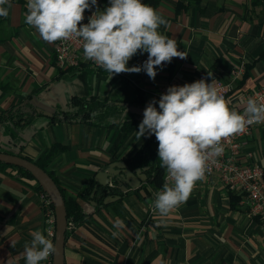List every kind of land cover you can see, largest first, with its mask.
I'll return each instance as SVG.
<instances>
[{"label": "crops", "instance_id": "0c3cea01", "mask_svg": "<svg viewBox=\"0 0 264 264\" xmlns=\"http://www.w3.org/2000/svg\"><path fill=\"white\" fill-rule=\"evenodd\" d=\"M101 1L103 11L109 0ZM10 3L8 16L0 17V116L18 107L39 115L24 127L0 123V151L38 162L53 146L64 147L47 169L89 216L83 224H70L65 264H264L261 218L251 216L243 196L224 189L217 175L197 181L188 200L167 217L152 207L162 188L147 182L110 205L83 198L97 173L135 157L146 142L147 135L137 139L139 127L127 131L123 123L131 116L141 123L156 88L171 77L193 82L204 72L227 83L242 67L230 107L239 104V93L264 89V0H159L155 9L167 25L158 31L175 39L187 58L157 68L154 80L144 71L111 77L87 62L61 70L56 42H45L25 23L27 0ZM147 55L138 53L127 66L142 65ZM139 93L143 101L137 104ZM76 97L118 104L120 121L114 126L53 122L50 116ZM239 162L264 170V126L244 140ZM17 177L0 166V264H26L20 254L32 239L30 231L46 236L42 193L36 181ZM117 217L125 229L113 227ZM116 231L120 234L113 237Z\"/></svg>", "mask_w": 264, "mask_h": 264}, {"label": "clouds", "instance_id": "9594fccd", "mask_svg": "<svg viewBox=\"0 0 264 264\" xmlns=\"http://www.w3.org/2000/svg\"><path fill=\"white\" fill-rule=\"evenodd\" d=\"M96 5L97 0H27L25 23L45 42L81 39L84 58L111 77L144 71L154 80L157 68L173 58H187L175 39L158 31L167 25L164 17L142 0H109V6L93 12L88 23L82 24L85 11ZM11 7L10 0H0V17H7ZM138 53H147V60L128 67ZM156 103L147 104L136 136L155 135L158 142V157L166 176L152 207L160 217H167L188 200L196 182L205 178L208 161L224 151L223 140L264 123V103L249 98L239 113L230 108L213 82L204 79L171 86L160 96L159 110ZM113 227L123 230L126 225L117 217ZM119 234L112 233L113 237ZM30 235L31 241L20 254L26 264H41L57 253L56 245L42 231H30Z\"/></svg>", "mask_w": 264, "mask_h": 264}, {"label": "built area", "instance_id": "2783aa9c", "mask_svg": "<svg viewBox=\"0 0 264 264\" xmlns=\"http://www.w3.org/2000/svg\"><path fill=\"white\" fill-rule=\"evenodd\" d=\"M102 5L101 0H97V5L90 10L85 11L84 20L82 24L88 23V18L93 12L100 10ZM83 41L79 38H71L68 40H58L55 45V57L57 65L61 70L77 68L83 62H87L98 69L103 68L96 65L91 60H86L83 55ZM243 73V68H239L232 73V78L229 82H224L220 78L210 76L204 72L196 75L193 82L204 79L207 83H214L220 94H222L228 101L230 92L234 88V82ZM126 73L119 74L125 76ZM185 83H192L183 78L171 77L166 83L158 86L153 94V100L157 101L156 106L159 109L158 101L162 94H165L167 89L171 86H183ZM254 98L258 102L264 103V89L261 88L256 92L239 93L237 99L239 104L231 106L230 108L239 113H243L246 107L247 100ZM264 126V123L253 124L247 128L244 133L236 134L232 137L226 138L222 141L224 147L223 153L219 157L211 158L207 163L205 178L217 175L224 189L229 192H239L249 209L251 216H258L261 218V225L264 229V170L255 162L240 163L239 156L242 149L243 142L248 138L255 128ZM165 175L163 177V184L165 183ZM42 204L45 211V234L46 238L55 243L56 237V216L55 210L52 207L48 195L42 193ZM53 256L50 255L43 264H54Z\"/></svg>", "mask_w": 264, "mask_h": 264}, {"label": "trees", "instance_id": "16d2710c", "mask_svg": "<svg viewBox=\"0 0 264 264\" xmlns=\"http://www.w3.org/2000/svg\"><path fill=\"white\" fill-rule=\"evenodd\" d=\"M159 0H142L143 3L153 7L155 9L156 5L158 4ZM247 76V72L244 75ZM242 79V80H243ZM242 82H240L241 84ZM239 84V85H240ZM142 94L139 93V100L137 104L141 103L143 101ZM122 113V110H120V107L118 104H109L106 100L99 99L98 97H88V98H73L69 107L66 109L58 110L56 111L52 116H50L53 120V122H71V123H85L90 124L94 126H114L117 124V122H108V117L111 115L112 117L120 116ZM35 115H39V113L36 114L35 110L32 111H23L22 108H14L3 115L0 116V123H13L15 125H19L21 127H24L29 122L32 121L33 117ZM140 122L136 120L135 116L129 117V119H126L123 123V128L127 131H131L133 129H137L139 127ZM152 145L154 147H152ZM64 147L61 145L53 146L49 151L45 153V155L38 161L32 162L36 163L39 167H41L43 170L49 173V175L55 180V182L59 185L58 181L56 180L54 174L47 169V165L50 163L52 157L54 154L58 151L63 150ZM5 153H10L6 151H1ZM13 154V153H10ZM18 155V154H15ZM21 156V155H18ZM27 159V158H26ZM29 160V159H28ZM126 162L129 164V166L132 169L137 168H144L148 167L149 170L146 172L147 180L146 182L151 185L154 189H159L163 187V177L166 172L164 168L161 167V162L159 161L158 157V142L156 140L155 135H152L148 137L146 142L142 145V147L139 149V151L136 153L135 157L126 160ZM0 166L3 168H9L12 171H16L18 173L19 179H30L33 181H36L32 174L25 169L18 168L12 165H7L5 163H0ZM37 183V181H36ZM37 189L41 192L46 194L41 186L37 183ZM61 192L63 194V197L66 202V208H67V217L69 226L70 224L74 226H78L80 224H83L88 221L89 216L85 214L79 205V203L76 200H72L70 198H67L63 189L59 185ZM97 188V184L95 180L91 182L89 185L86 193L83 195V198L85 200H93L98 204V206L104 205V199L111 195V196H120L123 198L127 194H129L130 190L128 192H124L121 188V186L118 185V182L115 181L113 184L109 187H98L95 197L91 199L92 194L95 192ZM47 195V194H46ZM53 207V205H52ZM54 209V207H53ZM69 231V228H68ZM68 236V232H67Z\"/></svg>", "mask_w": 264, "mask_h": 264}, {"label": "water", "instance_id": "95a60500", "mask_svg": "<svg viewBox=\"0 0 264 264\" xmlns=\"http://www.w3.org/2000/svg\"><path fill=\"white\" fill-rule=\"evenodd\" d=\"M0 163L22 168L30 172L37 183L41 186L42 190L48 195L53 204L56 216V237L54 245H56L58 251L53 256V263L65 264V245L69 222L66 202L59 185L48 172L43 170L36 163L22 156L0 151ZM148 170V167L132 169L125 160H119L111 163L108 170L97 173L94 180L97 184V188L99 186L106 188L113 184L114 177H120L123 181L121 188L124 192H127L129 189L136 190L140 183L146 182V172ZM97 188L92 194L91 199L95 197ZM120 199V196L109 195L104 199V205H110ZM91 202L96 205L95 202Z\"/></svg>", "mask_w": 264, "mask_h": 264}, {"label": "rangeland", "instance_id": "374dc122", "mask_svg": "<svg viewBox=\"0 0 264 264\" xmlns=\"http://www.w3.org/2000/svg\"><path fill=\"white\" fill-rule=\"evenodd\" d=\"M120 119H121V117H112L111 115H109V117H108V122H119L120 121ZM165 175V174H164Z\"/></svg>", "mask_w": 264, "mask_h": 264}, {"label": "flooded vegetation", "instance_id": "af4514ba", "mask_svg": "<svg viewBox=\"0 0 264 264\" xmlns=\"http://www.w3.org/2000/svg\"><path fill=\"white\" fill-rule=\"evenodd\" d=\"M115 181H117V182H118V185L122 187L123 181L121 180L120 177H114L113 182H115ZM141 184H142V183H140V185H141ZM140 185H139V186H140Z\"/></svg>", "mask_w": 264, "mask_h": 264}]
</instances>
